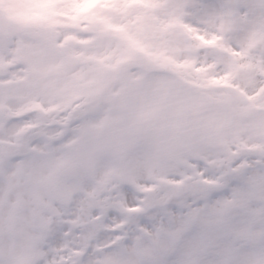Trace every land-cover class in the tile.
Returning a JSON list of instances; mask_svg holds the SVG:
<instances>
[{
  "label": "clouds",
  "instance_id": "1",
  "mask_svg": "<svg viewBox=\"0 0 264 264\" xmlns=\"http://www.w3.org/2000/svg\"><path fill=\"white\" fill-rule=\"evenodd\" d=\"M0 264H264V0H0Z\"/></svg>",
  "mask_w": 264,
  "mask_h": 264
}]
</instances>
